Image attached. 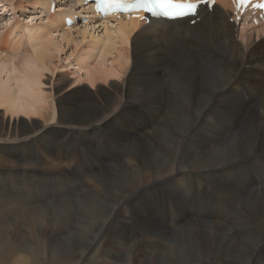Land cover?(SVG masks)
Listing matches in <instances>:
<instances>
[{"label":"bare ground","instance_id":"6f19581e","mask_svg":"<svg viewBox=\"0 0 264 264\" xmlns=\"http://www.w3.org/2000/svg\"><path fill=\"white\" fill-rule=\"evenodd\" d=\"M5 1L0 0L2 11ZM24 1L12 0L15 3L8 5L12 10H23ZM60 1L29 0L33 11L44 12L46 8L47 12L43 26L32 24L38 19L36 15L30 18V25L21 28L35 47L31 60L24 54L19 67L15 65L20 40L17 43V39L7 38L8 43L15 42L13 50L17 43L11 58H5L0 46V107L12 117L25 113L44 118L21 120V127L17 123L10 126L0 113V137L8 136L0 138L4 141L0 153L15 171L51 177L61 170V164L79 167L75 158L78 144L69 150L62 135L84 134L94 135L93 142L107 145L103 152L98 150L103 154L99 158L105 157V161L90 163L89 169L96 172L87 173L82 180L75 209L72 202H59L57 207H52L53 203L51 209L35 210L17 195H5L0 187V264H53L54 259L66 258L75 260L67 264H91V253L103 237L107 238L96 264H264V186L259 188L264 185V21L253 25L244 17L237 23L229 1L217 0L211 10L199 7L195 18H159L145 23L140 18L112 15L100 21L101 36L89 31L88 22L74 32L82 39L93 38L89 43L101 47V57L110 56V65L99 62L97 71L87 67V79L122 75L121 81H111L107 89L99 86L98 97L87 89L85 93L81 89L63 92L67 77L60 76L51 89L54 99L46 103L38 83L52 41L57 42L51 36L60 32L58 28L69 26L59 38L72 43L71 31L80 23L71 25L74 15L86 13L87 18L79 21L96 15L94 1L74 0L69 9L61 8ZM79 7L83 8L77 11ZM191 19H196L193 24ZM18 24L15 26L19 28ZM7 48L5 53H9ZM11 80L18 83L14 90L7 88ZM189 101H194L196 113L191 122L197 124L191 131L181 129ZM160 117L165 124L154 128ZM50 119L57 124L54 129ZM111 125L117 127L112 141L107 132ZM8 141L15 145L7 146ZM37 145L34 155L40 158L39 165L17 161L22 156L32 159L30 148ZM112 145L122 149L120 157H112L108 148ZM3 158L1 155L0 164L7 165ZM102 164L107 165L104 171L100 170ZM243 167L251 170L244 178ZM195 177L206 181L218 178L222 189L214 188L225 196L232 210L225 212L227 203L219 206L221 210L209 215L216 218L210 222L192 218L181 222L180 216L172 223L155 222V214L160 216L156 206L162 205L157 194L161 183L168 180L188 197L184 184L192 185ZM86 205L88 209L82 210ZM238 205L239 211L235 209ZM184 214L190 217L194 213Z\"/></svg>","mask_w":264,"mask_h":264},{"label":"rangeland","instance_id":"374dc122","mask_svg":"<svg viewBox=\"0 0 264 264\" xmlns=\"http://www.w3.org/2000/svg\"><path fill=\"white\" fill-rule=\"evenodd\" d=\"M15 1V0H13ZM28 1V2H26ZM24 1V3L22 4V8L23 10L21 9V7H17L16 11L13 9L10 8V5L9 2H12V0H6V5L4 6L5 8H3L4 10L2 11L0 9V46H2L1 48L4 49L2 52V54L5 56L6 58V55L11 58V52L15 51L17 49V43H18V40H20L22 42L21 43H18V50H16V53H15V57L13 60H16L14 61L15 65L19 67L20 64L18 63H21V60H22V57H28L29 60L30 59V56H32L33 54V50L32 48H35V47H32L33 44L30 43V41L22 34L23 30L21 31V28H23L24 26H27L29 23L31 24V20L35 17L38 18L34 21H32V24H36V27H41L43 26L42 24L47 21L46 19V8H44V12L43 11H39L36 10V11H33V7L30 6L31 3L29 2V0H26ZM74 0H71L68 2H66L65 0H62L60 1L59 3L61 4V8L63 9H69L73 6V2ZM4 2V1H3ZM2 2V3H3ZM13 3V2H12ZM15 3V2H14ZM13 3V4H14ZM30 5H29V4ZM27 4V5H26ZM66 6H65V5ZM69 8H68V7ZM85 6V4H84ZM65 7V8H64ZM7 8V10H5ZM19 8V9H18ZM81 8L83 7H79L77 8V11L79 10H82ZM21 9V10H20ZM13 11V12H12ZM31 11V12H30ZM33 11V12H32ZM39 11V12H38ZM86 12V11H85ZM14 13V14H13ZM32 13V14H31ZM45 13V14H43ZM80 13V12H79ZM79 13L75 14L74 15V19L72 20V23L71 25L75 23V21L78 23L77 27H74L71 31L72 33V36H71V41L72 43L68 41V44H66L67 42L66 41H60V33L61 31H67L66 28H68L69 26H66L64 27L63 29L61 28H58L57 30L60 32H54V36L51 38H53V40L56 39L57 42L55 41H52L53 43L51 45V50L54 51V53L51 51L49 52L48 54V58L49 60L47 59L45 65L46 69L42 70L43 74L42 76H40L41 78H39V83H38V87L39 89L44 92L43 95L46 97V103H48V101L50 102L52 99H54V91L52 89V87L54 86V84L58 81V78L60 76H64L66 75L67 77V80L65 82L62 83L63 87H62V91L63 92H69V91H72L74 89H81L83 91V93H85L86 91L84 89H87L89 91H92L94 92L96 95H98V97H101V92L98 91V87L99 86H103L105 89L107 88H110V82L111 81H115V82H120L121 79H122V75L118 76V75H109L108 77H104L103 80L101 77L98 78V80H94V81H90L89 79H87V67H90L91 68H94L96 71H97V67H98V63L101 62L102 64H105L107 66L110 65V56H104V57H101L100 56V51L99 49L101 47H93L91 45L92 41H93V38L91 37H87L85 39H82L81 37H78L76 35V33L74 31H76L78 28H82L86 23L89 22V31H91L92 33H94L93 35L94 36H101L103 34V30H102V27L100 26L99 27V23L100 21H102L101 18H99L97 15H94L93 19L91 20H85V19H82L81 21H79V18H87L86 16V13H81V15H79ZM34 14V15H33ZM29 15H31L32 17H30ZM40 16V17H39ZM29 17V18H28ZM31 18V20H30ZM42 20H40V19ZM42 21V23H41ZM6 24H5V23ZM28 22V23H27ZM65 22V20H64ZM19 23V24H18ZM37 23H41V25L37 24ZM19 26V28L15 25ZM24 24V25H23ZM26 24V25H25ZM29 24V25H30ZM76 24V23H75ZM4 25V26H3ZM17 29V31H13L14 27ZM38 25V26H37ZM70 25V26H71ZM94 26V27H92ZM5 29H4V28ZM240 27V26H239ZM11 28V29H9ZM77 28V29H76ZM91 28V29H90ZM15 29V30H16ZM12 32V34H11ZM9 33L11 35H9ZM20 34V36H19ZM52 34V35H53ZM58 34V35H57ZM96 34V35H95ZM99 34V35H98ZM9 35V36H8ZM57 35V38L55 37ZM8 36V37H7ZM75 36V37H74ZM112 36V39L113 41H115V36L114 35H111ZM13 40V41H16L17 39V43H16V48L13 50V48L15 47L14 43L15 42H11L9 41V43H12L11 47H9V43H8V40ZM14 38V39H13ZM89 38H91L89 40ZM76 39V40H75ZM80 39V40H79ZM51 40V39H50ZM79 40V42L82 44L83 42L81 41H85L83 43V45H80V44H77L79 42H77ZM77 42V43H74ZM91 41V43H89ZM112 41V42H113ZM6 42L5 46H8L9 48L5 47L4 46V43ZM66 42V43H65ZM3 43V45H1ZM25 43V45H24ZM51 43V41H50ZM61 46H59V44ZM8 44V45H7ZM21 44V45H20ZM78 45L76 47L78 48H74L75 45ZM14 45V46H13ZM90 45V46H89ZM4 46V48H3ZM27 46V47H26ZM57 46V47H56ZM80 46V47H79ZM13 47V48H12ZM22 47V48H21ZM53 47L56 48V49H59V50H53ZM59 47V48H58ZM6 48L8 49L7 51L9 53H5L6 51ZM12 48V49H11ZM26 48V49H25ZM62 48V51H60V49ZM84 48V49H82ZM87 48H90L89 50ZM95 50H93V49ZM22 49V50H21ZM29 49V50H28ZM32 49V51H31ZM87 49V50H86ZM24 50V52H22ZM75 50V51H74ZM96 52V54H93V51ZM26 51V52H25ZM29 51V52H28ZM31 51V52H30ZM22 54H21V53ZM94 52V53H95ZM27 53V54H26ZM56 53V54H55ZM74 53V54H73ZM87 55H86V54ZM90 53V54H89ZM26 56H25V55ZM30 54V55H29ZM51 54V55H50ZM55 55L52 57V55ZM83 54V55H82ZM1 55V56H3ZM10 55V56H9ZM18 55H21L20 58H18L19 56ZM70 55V56H69ZM81 55V56H80ZM3 56V57H4ZM88 56V57H87ZM52 58V59H51ZM55 58V59H54ZM92 58H94L92 60ZM82 59V60H80ZM19 60V61H18ZM88 60V61H86ZM81 61V62H80ZM90 62V63H88ZM94 62V63H93ZM92 63V64H91ZM91 64V65H90ZM83 65V66H82ZM92 66V67H91ZM82 69H84V71H82ZM89 69V68H88ZM83 72V73H82ZM77 73V74H76ZM80 73V74H79ZM68 74V75H67ZM83 75V76H82ZM86 75V76H85ZM110 77V78H109ZM68 81V82H67ZM15 81H10L9 83V86H7L8 89H16L17 88V82L16 84L14 83ZM91 82V83H90ZM12 87V88H11ZM96 90V91H95ZM79 96V95H78ZM168 102V100H167ZM192 102V103H191ZM189 103V104H188ZM188 106L185 110V112L183 113V119H182V130H189L191 131V129H193V127H195V122H191L196 113L193 111L194 109V101H189L187 102ZM189 111V112H187ZM192 111V112H190ZM0 113L1 114H4L2 115V119L6 122V124L12 126L13 124L17 123L20 127L22 126L21 125V120H25V121H31L33 119H36V120H39V121H42L44 120V118L41 117V115H38V114H25V113H19L18 115L14 114L13 117L11 115H9V113H4V108L3 107H0ZM31 118V119H30ZM15 119V120H14ZM42 119V120H41ZM185 119V120H184ZM13 120V121H12ZM48 122H49V119H47ZM46 120V121H47ZM51 120V119H50ZM163 118L160 117L158 118V120H156V123L154 125V128H157L160 124H165V122H162ZM190 120V121H189ZM198 120V119H197ZM136 121H137V118H136ZM138 122V121H137ZM192 123V125H191ZM50 128L54 129L56 127V122L55 120H51L50 121ZM197 125V124H196ZM188 126V127H187ZM160 127V126H159ZM111 128V129H110ZM110 128L108 129V133L111 137V141H112V138L113 139H116L114 137V135H112L113 131L115 129H117V127L115 125H111ZM6 135V134H5ZM70 135V136H69ZM64 138H66V143H65V147H69V150H72L73 147H75L77 144V148H76V159H77V162L79 163L78 166L76 169L73 167V166H68L66 164H61V170H58L56 172H53L51 174V177L47 176V175H37L35 172L33 173H28V174H25V172L23 171V169L19 171H15L13 168H15L14 166H12L10 163H8L9 161L6 160L5 158H3V153L1 154L0 153V156L2 155V158L4 160L7 161V165H1L0 164V187L2 188V191L4 192L5 195L7 196H19L20 198H22L24 200L25 203L28 202V205L35 208V210H40L41 208L43 207H48V208H52V207H57L59 204L61 203H68V202H72V205H73V208L75 209L76 208V205L74 204V201L77 199V197H81L80 196V193L77 195V190L83 186L82 184V180L85 179V176H87V173L89 174H95L96 172V169L94 170H90L89 169V166H90V163H93L94 161L98 162H102L104 163L105 161V157L104 159L102 158H99V155H101L102 153L99 152L98 150H102V148L104 149L105 146L107 145H104V144H101L100 142H93L92 141V138L94 137L93 136H85L84 134H77V135H73V134H63L62 135ZM67 136V137H66ZM73 136V137H72ZM8 136H1L0 138H7ZM12 137V136H11ZM99 137V136H97ZM87 140H86V139ZM60 139V138H59ZM70 139V140H69ZM80 139V140H79ZM82 140V141H81ZM34 142V141H32ZM69 142V143H68ZM4 141H2L0 139V144L1 145H4L3 144ZM76 144V145H75ZM0 145V146H1ZM15 145L14 142H10L8 141L7 143V146H13ZM36 145V144H35ZM94 145V146H93ZM60 146V145H59ZM61 146H62V142H61ZM38 148H39V145H37L35 148H30V152L32 153L33 155V158L32 159H28V158H25V157H21L19 159H17V161H20L22 160V162H27L28 164H35V165H39V160L40 158L38 157L36 159V155H34L36 153V151L38 152ZM41 148V146H40ZM113 155L112 157L114 156H118L120 157L122 155V149L119 148V147H113V145L111 147H108ZM2 149V148H1ZM196 149V148H195ZM197 150V149H196ZM3 151V149H2ZM29 150H26V153H28ZM96 154V155H95ZM103 155V154H102ZM40 156V155H39ZM93 156V157H92ZM189 156V154L187 155V157ZM80 157H81V160H80ZM35 158V159H34ZM88 159V160H87ZM26 160V161H25ZM38 160V161H37ZM87 160V161H86ZM92 160V161H91ZM36 161V162H35ZM81 161V162H80ZM88 163V164H87ZM106 163H111V162H108L107 159H106ZM67 166V167H66ZM106 167L107 165L105 164H102L100 170H106ZM68 168V169H67ZM244 170L242 169L241 172L243 173V175H241V177H245L244 174L246 175L247 173H250L251 170H249V168H246V167H243ZM64 169V170H62ZM67 169V170H66ZM88 170V172H87ZM15 171V172H14ZM67 171V172H66ZM82 171V172H81ZM187 171V170H185ZM248 171V172H247ZM63 172V173H62ZM66 172V173H65ZM70 172V173H69ZM77 172V173H75ZM86 172V173H84ZM188 172V171H187ZM83 173V174H82ZM66 174V175H65ZM188 174V173H187ZM11 175V176H10ZM258 175H262L261 172L258 171ZM25 176V177H24ZM31 176H33L31 178ZM65 176V177H64ZM192 176V175H191ZM240 176V174H239ZM41 177V178H40ZM75 177V178H74ZM194 177V176H192ZM205 179L207 176H204ZM65 178V179H64ZM186 178V176H185ZM21 179V180H20ZM36 181H35V180ZM203 179V180H202ZM204 178L202 177H195L193 179V182H192V185H189L187 186V184H184V190L187 192L188 194V197L187 195H181V193H179V191H177L174 186L175 185H171V184H168L167 181H165V184L164 182L161 183V187L159 188V190L157 191V194L161 197V203L162 205H157L156 207L159 209L158 211L160 212V216L159 215H156L155 214V218L157 219V221L155 222H161L163 220H165L167 223H172L173 220L175 219L176 216H180V221L181 222H187V220L189 221L190 218L192 219H196L200 222H210L212 221L215 217H210L209 215H213L214 211H219L221 210V207L227 203V206H226V211L225 212H228V211H231L232 208H230L228 206V202L227 200L225 199V196L224 195H221L219 193L218 190H216L214 187H216L217 189H222L221 188V185L219 184L220 181H218V178H211L209 181H206ZM215 179V180H214ZM236 179H238V176H236ZM39 180V181H38ZM65 180V181H64ZM239 180V179H238ZM53 181V182H52ZM72 181V182H71ZM183 181V179H182ZM196 181V182H195ZM198 181V182H197ZM207 182V185H205V183ZM218 181V183H217ZM22 182V183H21ZM26 182V183H25ZM45 182V183H44ZM187 182V181H186ZM212 182V183H211ZM36 183V184H35ZM39 183V184H38ZM71 183V184H69ZM194 183V184H193ZM214 183V184H213ZM23 184V185H22ZM26 184V185H25ZM30 184V185H29ZM68 184V186H67ZM213 184V185H212ZM42 185V186H41ZM164 185V186H163ZM196 185V186H195ZM212 185V186H211ZM220 185V186H219ZM27 186V187H26ZM53 186V187H52ZM63 186V187H62ZM67 188H66V187ZM193 186V187H192ZM208 186V187H207ZM264 185H261L259 188H263ZM30 187V188H29ZM191 187V188H190ZM201 187V188H200ZM36 188V189H35ZM51 188V189H50ZM164 188V189H163ZM197 188V189H196ZM214 188V189H213ZM29 189V190H28ZM64 189V190H63ZM206 189V190H205ZM208 189V191H207ZM212 189V190H211ZM36 192H35V191ZM70 190V191H69ZM205 190V191H204ZM40 191V192H39ZM56 191V192H55ZM63 191V192H62ZM68 191V192H67ZM76 193H74V192ZM163 191V192H162ZM166 191V192H165ZM209 191H213V192H209ZM58 192V193H57ZM172 192V193H171ZM37 193V194H36ZM61 193V194H60ZM65 193V194H64ZM68 193V194H67ZM155 193V192H154ZM166 193V195H165ZM204 193V194H203ZM209 193V194H207ZM211 193V194H210ZM8 194H11V195H8ZM22 194V195H21ZM54 196H53V195ZM58 194V195H57ZM64 194V195H63ZM71 194V195H70ZM168 194V195H167ZM172 197H171V195ZM192 194V195H191ZM202 194V195H201ZM21 195V196H20ZM165 195V196H163ZM176 195V196H175ZM205 195V196H204ZM23 196V197H22ZM27 196V197H26ZM64 196V197H63ZM168 196V198H167ZM170 196V197H169ZM193 196H196V200H195V197L193 198ZM24 197L26 199H24ZM54 197V198H52ZM56 197V199H55ZM60 197V198H59ZM165 197V198H163ZM178 197V198H177ZM184 197V198H183ZM199 197L201 199H199ZM216 197V198H215ZM40 198V199H39ZM51 198V199H50ZM62 198V199H61ZM220 198V199H219ZM60 199V200H58ZM66 199V200H64ZM73 199V201L71 200ZM75 199V200H74ZM171 199V201H170ZM184 199V200H183ZM191 199V200H190ZM204 199V200H203ZM252 199V198H250ZM27 202H26V201ZM34 200V201H33ZM42 200V201H41ZM56 200V201H55ZM63 202H62V201ZM70 200V201H68ZM207 200V201H206ZM217 200V201H216ZM32 201V203H31ZM202 201V202H201ZM61 202V203H59ZM188 202V203H186ZM207 202V203H206ZM214 202V203H213ZM221 202V203H220ZM223 202V203H222ZM54 203V205H53ZM165 203V204H164ZM168 203V207H167V204ZM178 203V204H177ZM199 205H197V204ZM34 204V205H33ZM171 204V205H170ZM190 207H189V205ZM208 204V205H207ZM211 204V205H210ZM215 204V206H214ZM217 204V205H216ZM220 204V205H219ZM27 205V204H26ZM53 205V206H52ZM52 206V207H51ZM89 205H86L85 207L82 208V210H86L88 209ZM165 206V207H164ZM170 206V207H169ZM174 206V207H173ZM193 206V207H192ZM197 206V207H196ZM201 206V207H200ZM214 206V207H213ZM219 206H221L219 208ZM177 207V208H176ZM181 207V208H179ZM190 208V210H189ZM178 209V210H177ZM193 209V210H192ZM205 209V210H204ZM212 209V210H211ZM217 209V210H216ZM236 210L238 209V211L240 210V205H238L237 208H235ZM162 210V211H161ZM170 210V211H169ZM183 210V211H182ZM168 211V212H167ZM206 211H209L208 213ZM167 212V213H166ZM170 212V213H169ZM184 212H188V213H194L193 215H191L190 217H186ZM173 214V215H172ZM177 214V215H176ZM195 215V217H194ZM208 215V216H207ZM145 216V215H144ZM143 216V217H144ZM171 216V217H170ZM198 216V217H197ZM146 217V216H145ZM144 217V218H145ZM164 218V219H163ZM201 219V220H200ZM216 219V218H215ZM228 219L230 220V217H228ZM75 222V221H74ZM148 222V221H147ZM177 222H175L176 224ZM230 228V226H228ZM233 232V230H231ZM106 238L107 237H103L101 239V242L99 244V246H97L91 253V257H90V262H92V260H94L91 264H96V259L98 258L99 254L102 252V245L104 244V242L106 241ZM95 258V259H94ZM80 259V258H79ZM73 259H54L52 260L53 264H67L68 262L72 261ZM65 261V262H64ZM75 261V260H73ZM55 262V263H54ZM83 262H81L82 264ZM85 264V263H83Z\"/></svg>","mask_w":264,"mask_h":264},{"label":"snow or ice","instance_id":"6c2138e0","mask_svg":"<svg viewBox=\"0 0 264 264\" xmlns=\"http://www.w3.org/2000/svg\"><path fill=\"white\" fill-rule=\"evenodd\" d=\"M143 2L147 4L149 2V0H143ZM205 2H207V0H205Z\"/></svg>","mask_w":264,"mask_h":264}]
</instances>
